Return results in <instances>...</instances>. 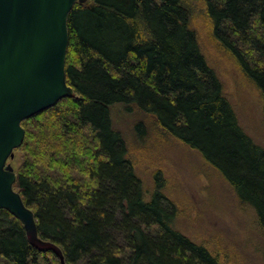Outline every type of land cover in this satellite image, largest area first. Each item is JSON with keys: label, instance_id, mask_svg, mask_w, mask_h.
Segmentation results:
<instances>
[{"label": "trees", "instance_id": "16d2710c", "mask_svg": "<svg viewBox=\"0 0 264 264\" xmlns=\"http://www.w3.org/2000/svg\"><path fill=\"white\" fill-rule=\"evenodd\" d=\"M201 1L214 37L261 91L264 111V0ZM191 18L184 0H87L71 10L65 67L75 95L24 120L14 151L22 154L14 188L66 264H224L176 226L161 184L146 192L113 122L118 104L198 151L264 228V146L241 126ZM0 258L61 264L6 209Z\"/></svg>", "mask_w": 264, "mask_h": 264}, {"label": "rangeland", "instance_id": "374dc122", "mask_svg": "<svg viewBox=\"0 0 264 264\" xmlns=\"http://www.w3.org/2000/svg\"><path fill=\"white\" fill-rule=\"evenodd\" d=\"M192 11L195 29L207 60L220 76L225 94L241 126L264 146L263 97L238 62L214 37L206 4L184 0ZM115 127L125 137L130 157L142 177L147 193L157 183L165 204L177 210L176 226L194 241L205 245L224 264H264V228L255 209L241 202L231 186L200 153L161 128L142 112L113 107ZM142 123V134L137 125ZM15 170L22 154L8 161ZM0 264H4L0 258Z\"/></svg>", "mask_w": 264, "mask_h": 264}, {"label": "water", "instance_id": "95a60500", "mask_svg": "<svg viewBox=\"0 0 264 264\" xmlns=\"http://www.w3.org/2000/svg\"><path fill=\"white\" fill-rule=\"evenodd\" d=\"M87 0H0V209L24 226L29 242L52 250L66 264L62 248L39 236L37 218L14 188L17 173L8 162L25 138L22 122L73 97L67 82L68 17Z\"/></svg>", "mask_w": 264, "mask_h": 264}]
</instances>
